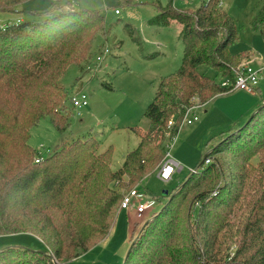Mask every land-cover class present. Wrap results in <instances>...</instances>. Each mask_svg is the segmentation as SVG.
Segmentation results:
<instances>
[{
	"label": "trees",
	"instance_id": "16d2710c",
	"mask_svg": "<svg viewBox=\"0 0 264 264\" xmlns=\"http://www.w3.org/2000/svg\"><path fill=\"white\" fill-rule=\"evenodd\" d=\"M25 1L0 0V12H15ZM154 3L158 13L150 19L152 25L181 24L183 59L176 72L161 78L145 112L149 128L136 131L140 142L116 171L111 167L112 147L98 152L95 137L74 140L48 157L29 142L31 128L42 117H49L61 131L69 126L64 105L68 93L61 78L72 64L88 67L93 42L106 30L103 13L63 8L44 20L0 27V235L28 232L48 247L46 252L22 246L2 248L0 264H63L88 252L97 244L94 240L106 238L126 191L122 185L142 182L163 162L187 107L195 101L203 105L229 92L199 66L207 64L223 80H234L235 65L250 57L249 52L233 55L229 50L238 29L222 0L204 1L194 10L173 8L172 1L167 7L158 0ZM251 28L264 38V0ZM171 120L174 124L169 127ZM259 139L264 140V104L244 126L223 131L186 181L166 195L162 208L153 211L143 233L133 241L125 264H264V191L252 204V214L244 217L243 238L234 255L225 257L221 241L230 230L235 211L251 206L242 199L249 195L247 188L253 187L249 157L260 154V167L264 166L260 149L243 152L245 172L234 174L231 183L198 192L196 205L186 218V231L182 232L178 218H173L171 204V199L186 198L201 187L217 168L215 155ZM164 222L167 224L162 227ZM155 223L160 227L152 238L148 232ZM146 245L152 248L144 255L140 250Z\"/></svg>",
	"mask_w": 264,
	"mask_h": 264
},
{
	"label": "rangeland",
	"instance_id": "374dc122",
	"mask_svg": "<svg viewBox=\"0 0 264 264\" xmlns=\"http://www.w3.org/2000/svg\"><path fill=\"white\" fill-rule=\"evenodd\" d=\"M154 1L156 0H27L18 5L15 12H0V27L19 21L44 20L63 8L99 11L105 18L106 30L100 31L93 42L91 57L88 60L90 67L72 64L61 78V83L68 93V99L64 103L70 116L67 129L59 130L47 116L42 117L31 128L29 142L40 155L48 157L74 140L95 137L99 142L98 152L112 147L111 167L116 171L123 165L127 153L138 146L140 137L136 131H146L149 128L145 112L156 95L158 84L163 76L180 68L184 52L180 23L173 21L165 26H156L149 22L158 13ZM158 1L163 7H167L172 1L173 8L194 10L208 0ZM262 4L263 0H222L223 8L233 17L238 29L236 39L229 45L231 54H253L243 58L234 68L247 61L255 69H262L258 83L260 91L249 93L235 89L199 105L194 110L199 120L194 124L184 122L177 137L168 143L170 154L182 166L170 181L164 182L158 177L157 171L161 165L159 164L142 182L122 185V191L137 188L144 198H156L158 201L153 211L161 209L167 199L166 195H170L186 181L191 170L199 166L223 131L235 126H244L264 104V38L251 28V23ZM116 10L119 12L116 13ZM131 29L134 30V35L131 34ZM105 49L110 51L106 56L103 55ZM97 56H102L103 59L98 61ZM199 70L219 83L223 80L215 69L207 64L200 65ZM81 93L87 95L89 104L75 107L72 98L80 96ZM227 104L234 105L235 108L231 118L224 115ZM262 140L215 155L217 168L208 178H204L205 182L201 187L193 190L186 198L179 195L171 199L174 207L173 218H178L182 232L186 231V218L191 206L196 205L198 192L217 190L224 183H231L235 178L234 174H243L246 162L241 160L243 152L260 149L264 157ZM260 156L258 154L249 157L251 165L248 167V175L254 181L253 187L247 188L249 195L242 200L245 204L251 203V206L247 210L237 209L235 216H231L230 230L221 239L225 257L234 255V248L243 238L244 217L253 211L252 204H255L264 191V170L261 171L264 166L260 167ZM120 206L119 203L117 208ZM152 210L149 211L150 215L142 216L135 210L134 219L132 216L128 219L125 215L117 213L106 238L94 240L97 244L88 252L63 264H125L129 249L135 238L143 233L152 217ZM166 224L167 222H164L161 226L165 227ZM156 226V223L150 226L148 233H151L152 238L157 236L160 227L158 225L155 229ZM239 230L241 232H238ZM182 244H185V241ZM8 246H22L43 252L48 249L39 237L28 232L0 235V249ZM151 248L146 245L140 251L145 255ZM136 259L141 261V255L137 254Z\"/></svg>",
	"mask_w": 264,
	"mask_h": 264
},
{
	"label": "built area",
	"instance_id": "2783aa9c",
	"mask_svg": "<svg viewBox=\"0 0 264 264\" xmlns=\"http://www.w3.org/2000/svg\"><path fill=\"white\" fill-rule=\"evenodd\" d=\"M119 11L116 10V13ZM109 49H105L103 55L106 56L109 53ZM98 61H101L102 56H97ZM90 67V66H88ZM235 78L234 80L224 79L221 82V86L231 90H244L254 93L258 90L259 75L262 69H255L250 62L244 61L238 68L234 69ZM80 96H74L72 98V103L75 107H84L89 104L88 97L85 93L79 94ZM200 105L198 101H195L192 105L188 106L184 115L183 122L188 124H194L199 120V117L194 113V110ZM173 121L169 122V127L173 126ZM177 136H174L176 138ZM173 138V140H174ZM41 158L37 157L36 161L39 162ZM210 160H206V164H209ZM182 169L180 163L175 160V158L170 154V149L168 150L165 159L160 165L158 170V177L164 181L168 182L171 180L173 174ZM156 205L155 199L144 198V195L138 191L137 188H132L124 192L123 199L121 202V209H135L139 216L148 214L150 210Z\"/></svg>",
	"mask_w": 264,
	"mask_h": 264
},
{
	"label": "crops",
	"instance_id": "0c3cea01",
	"mask_svg": "<svg viewBox=\"0 0 264 264\" xmlns=\"http://www.w3.org/2000/svg\"><path fill=\"white\" fill-rule=\"evenodd\" d=\"M251 55H253V54H251ZM253 56H251V58H252ZM251 61H252V59H251ZM258 90L260 91V86L258 85ZM241 91H244V90H241ZM244 92H248V91H244ZM249 93H251V92H249ZM206 104V103H205ZM234 105H230V104H227L226 105V109L224 110V115H226L227 117H230L231 118V116L230 115H234V111H235V108L233 107ZM250 108V107H249ZM249 108L247 109V110H249ZM246 110V111H247ZM172 155V154H171ZM158 172V171H157ZM153 211V210H152ZM134 213H135V209L133 208V209H121V208H119V212H118V214H120V215H125L128 219H129V217H131L132 216V218L134 219L135 218V215H134ZM149 214V213H148ZM150 215V214H149ZM5 235V234H4ZM40 239V238H39ZM41 240V239H40Z\"/></svg>",
	"mask_w": 264,
	"mask_h": 264
}]
</instances>
